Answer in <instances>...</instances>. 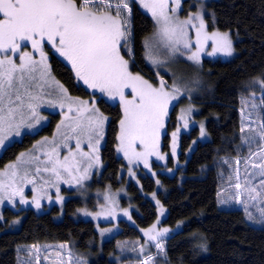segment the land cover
<instances>
[{"label": "trees", "instance_id": "obj_1", "mask_svg": "<svg viewBox=\"0 0 264 264\" xmlns=\"http://www.w3.org/2000/svg\"><path fill=\"white\" fill-rule=\"evenodd\" d=\"M183 3L185 12L190 8L189 0ZM206 7L209 25L230 30L236 49L228 60L203 59L201 77L207 86L193 99L194 114L197 121L203 122L209 139L200 140V128L192 126L179 136L178 163L172 162L171 156L168 160L171 171L160 170L162 165L155 163L158 178L145 173L140 176L139 185L127 182L134 223L119 219V229L110 238L100 240L93 221L72 216L83 205L80 196L68 198L64 214L58 220L54 218L58 213L56 206L43 212L31 209L12 212L6 207V218L22 213L23 216L14 229L5 228L6 219L0 221V264H17V246L26 243L50 246L51 258H45L43 264H58L55 251L63 252L66 246L85 264H140V259L153 253L152 246L140 252L146 244L139 228L148 227L157 219L154 196L167 210L162 224L174 229L165 239L163 254L154 257L155 264H264V174L252 178V165L246 164L239 208L220 207L217 193L219 172L224 170L222 157H238L245 162L253 160L259 152L264 158V0H207ZM131 8V69L149 79L154 74L145 63L144 40L154 30V23L134 0ZM49 56L51 76L71 96L95 98L97 107L106 116L100 148L103 168L91 180V186L118 188L125 179L126 166L116 153L121 108L83 87L59 56L52 52ZM176 105L169 113L162 137L165 151L176 121ZM246 117L257 120L254 128L247 125ZM50 123L35 134H23L21 140L6 145L0 152V168L29 147L40 133L50 132L54 122ZM197 138L192 148V140ZM258 202H262V208L255 213Z\"/></svg>", "mask_w": 264, "mask_h": 264}, {"label": "rangeland", "instance_id": "obj_2", "mask_svg": "<svg viewBox=\"0 0 264 264\" xmlns=\"http://www.w3.org/2000/svg\"><path fill=\"white\" fill-rule=\"evenodd\" d=\"M133 0H104V3H111L112 8L109 10L101 4L90 5V10L97 12V14L107 13L113 17H117V4H121L119 9V19L125 22L122 26V31L126 33V38H121L119 45L120 55L128 61V70L135 76H140L143 80L148 81L153 87L159 88L161 82L164 84L165 91L169 92L172 99L168 102V113L164 117V127L160 129L158 139L153 147L152 142L147 146L141 143L139 139L135 141L121 142V124L119 128L118 145L116 153L122 157L126 164L124 175L125 179L118 188L103 186H91V180L95 175H99L103 163L101 160L100 148L103 144V137L106 126V116L96 105L95 98L81 99L79 97L71 96L67 89L53 76H51L49 67V53H54L59 56L64 62L71 67L73 75L77 78L69 61L60 55L55 47L47 40L42 43V51L46 60L41 63V52L32 48L29 41H21V48L17 52L0 51V59L9 57L17 65L20 63V56L23 52L32 54V59L37 62V71L33 74L35 79L31 82V86L25 91L20 88L19 94L23 100V105L20 106V101H17L16 87H19L18 82L13 88L10 95H6L2 103H0V116L7 117L8 109H17L14 117L7 120L5 127L10 123L12 128L7 130L4 134L7 136L4 146H0V152L6 145L14 140H21L23 134H35L43 127L49 126L54 122L50 132L44 131L40 133L26 149H23L14 160L8 162L5 166L0 168V221L6 219L5 228L14 229L19 226V222L23 213L19 216L6 218L4 209L7 207L12 212H18L24 209H31L34 212L47 211L49 208L56 206L58 213L54 214L56 220L61 219L64 214V204L69 197H81L83 205L75 210L72 216L75 219H84L93 221L96 231L98 232L100 240L112 237L119 229V219L127 220L130 224L134 223L132 219V208L130 205V194L127 189V182L132 181L139 185L140 176L145 173L150 174L155 179L158 178L157 170L154 169V164L162 165L159 169L171 171V166L168 160L171 156L172 162L178 163L177 155L179 149V136L183 132H188L192 126L200 128V140H206L208 133L203 122L197 121L195 116L194 98L205 88L206 82L201 77V67L203 59H223L228 60L236 53L234 48V37H232L230 30H220L211 27L207 17L206 1L207 0H189V9L185 12L183 0H166L163 7L160 6L161 0H134L142 10L152 18L154 27L152 33L144 40L145 63L150 67L154 76L149 79L143 77L138 72L131 69L130 60H132V45H131V14ZM82 0L80 1V3ZM127 4V7H123ZM155 12V15L153 14ZM199 16V19L197 17ZM168 17V21H165ZM201 21H203V29H201ZM187 22V23H185ZM176 28L177 35L172 39H168L164 35V28ZM183 28L184 35L179 36L180 28ZM201 31V43L203 50L199 52V60H192L193 52L197 51V31ZM209 36L213 33L221 35L227 34L231 41V52L214 51L218 45L214 44L212 40L203 41V34ZM188 45L187 47L185 45ZM49 48V49H48ZM46 71L42 77L41 72ZM83 87L90 91L99 94L107 102L116 103L122 110L121 121L124 119V105L121 103L120 97L109 96L99 89L90 88L87 84L77 78ZM66 90L65 93L61 87ZM264 93V90H262ZM126 99H132L131 88L124 89ZM11 101V102H10ZM87 102L89 109L94 108L95 112L84 113L81 118L85 125L89 116H99L103 119L102 127L83 132L77 129L75 132L68 127L71 125L75 127V122L78 117L76 109L80 106L79 102ZM248 101V100H247ZM35 106L36 115L33 116L28 104ZM63 103V107L61 104ZM177 103L178 106L175 117V125L170 133V142L166 151L162 148V137L166 133V127L169 120V113L173 105ZM245 103V101H244ZM71 104L72 111H69ZM249 103L246 104V106ZM192 107V108H191ZM191 109V110H190ZM182 117V118H181ZM71 118V119H68ZM251 128H254L257 120L247 118ZM63 122V123H62ZM19 125L20 135L15 134L16 126ZM31 125V127H29ZM187 125V126H185ZM59 126V127H58ZM203 129V135L201 130ZM11 132L9 135L8 132ZM175 133V138L173 137ZM192 140L191 147L193 148L197 141ZM77 141H79V149L77 148ZM56 148L58 151V158L64 162V158L69 157V170L65 171L63 168L59 169L60 175L57 177L51 171H45V168L50 169L52 165L48 163V156L45 153H51L52 149ZM18 158H20L18 160ZM256 158V159H255ZM255 159V160H254ZM253 160L249 158L245 162H240L238 157L230 159L229 157H222L221 162L224 165V170L219 172L220 185L217 190L218 204L223 209L236 208L242 206V181L244 176V167L246 164L252 165V178L259 177L264 174L263 169V154L257 152ZM16 165V167H12ZM37 168L40 169L37 173ZM250 168V167H249ZM159 170V171H160ZM15 173V175H13ZM248 175V174H247ZM248 177L244 178L248 183ZM256 185L259 184L257 178ZM239 184L240 188L236 185ZM249 185H247L248 188ZM141 189V186H140ZM142 190V189H141ZM245 191V189H244ZM247 192V191H246ZM249 198H252L251 196ZM263 198V196H262ZM154 203L157 207L156 220L148 225V227L139 228L141 235L144 238L146 246L141 248L140 252H144L148 246L153 247V253L140 259V264H155L154 257L163 254L165 239L174 231L172 227L162 224L167 210L163 206L159 198L154 196ZM251 201L254 202L253 199ZM39 204V207H37ZM264 204V202H263ZM259 208H262V202H258L255 213ZM255 218V217H254ZM252 223L253 218H249ZM155 226V231L160 232L156 240H151L145 231ZM164 229H168L164 232ZM159 243L162 248H157ZM17 253V264H43L45 258H51V249L49 245L43 246L40 244L26 243L19 245ZM45 251V252H44ZM60 249L56 250V261L58 264H85L83 260L75 255L69 247H63V252Z\"/></svg>", "mask_w": 264, "mask_h": 264}, {"label": "snow or ice", "instance_id": "obj_3", "mask_svg": "<svg viewBox=\"0 0 264 264\" xmlns=\"http://www.w3.org/2000/svg\"><path fill=\"white\" fill-rule=\"evenodd\" d=\"M164 3L166 0H161L160 6L163 7ZM95 4H101L109 10L112 8V4H105L104 0H82L81 3H77V0H0V51L17 52L22 46L21 41H29L33 49L41 52V63H43L46 57L42 51V43L47 40L61 56L69 61L78 79L83 80L90 88L99 89L109 96L118 95L120 97L124 105L120 137L122 144L125 141L139 139L145 146L152 142L155 147L159 131L164 127V117L168 113V102L172 96L165 91L163 82L159 88L153 87L148 81L138 75L134 76L128 70V61L120 55L119 50L121 38H126V33L121 30L125 22L118 18L122 5H116L117 17H113L107 13L97 14L90 10L89 6ZM123 7L126 8L127 4H123ZM153 14L155 15V12ZM165 21H168V17H165ZM203 27V21H201V29ZM164 35L172 39L174 35H177V29H170L166 26ZM183 35L181 27L179 36ZM207 40H212L218 45L214 51L231 52V41L227 34L213 33L209 36L205 33L203 41ZM196 44L197 51L193 52L189 58L198 61L199 52L203 50L199 30ZM36 64L37 62L32 59V54L28 52L21 54L19 65L9 57L0 59V103L6 95H10L18 82L16 99L20 101V106L23 105L19 90L24 88L27 91L31 86V82L35 79L33 74L37 71ZM45 74L46 71L41 72L42 77ZM60 87L65 93V98L71 100L67 97L63 86ZM129 87L133 94L130 100L124 95V89ZM79 104L80 106L76 109L78 117L75 127L68 126L71 131L75 132L80 129L83 132H89L102 127L103 119L99 114L89 116L85 125L81 119L84 113L96 110L89 109L86 106L87 102L81 101ZM28 107L35 116V106L29 103ZM16 110L10 107L7 117L0 116V146H4L7 139L4 133L12 128L10 123L7 124V128L5 127L6 121L14 117ZM69 111H72L71 104ZM19 127V125L16 126L17 136L20 135ZM8 134L10 135L11 132L9 131ZM201 134L203 135V129ZM175 135L173 133L174 138ZM79 146V141H77L78 149ZM45 155L48 156V163L52 165L50 169L45 168V171H51L59 177V169L69 170V157L66 156L64 162L58 158L53 159L54 156L58 157L56 148ZM12 167L15 168L16 165ZM39 171L40 169L37 168V173ZM236 187L240 188V185L237 184ZM163 231L167 232L168 229ZM145 235L151 240H156L161 233L156 232L153 226L145 231ZM156 246L162 248L159 243Z\"/></svg>", "mask_w": 264, "mask_h": 264}]
</instances>
